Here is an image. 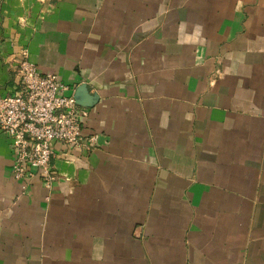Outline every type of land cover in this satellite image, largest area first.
I'll return each instance as SVG.
<instances>
[{
    "label": "crops",
    "instance_id": "0c3cea01",
    "mask_svg": "<svg viewBox=\"0 0 264 264\" xmlns=\"http://www.w3.org/2000/svg\"><path fill=\"white\" fill-rule=\"evenodd\" d=\"M22 47L96 144L24 191L0 131V264H264V0H0L1 95Z\"/></svg>",
    "mask_w": 264,
    "mask_h": 264
},
{
    "label": "built area",
    "instance_id": "2783aa9c",
    "mask_svg": "<svg viewBox=\"0 0 264 264\" xmlns=\"http://www.w3.org/2000/svg\"><path fill=\"white\" fill-rule=\"evenodd\" d=\"M17 91L0 94V131H5L13 146L12 176L24 181L23 190L34 179L52 188L58 178L52 165L54 143L73 147L96 144L95 134L85 135L83 119L89 115L78 104L71 86L58 75L43 72L29 59L22 47L13 58Z\"/></svg>",
    "mask_w": 264,
    "mask_h": 264
},
{
    "label": "water",
    "instance_id": "95a60500",
    "mask_svg": "<svg viewBox=\"0 0 264 264\" xmlns=\"http://www.w3.org/2000/svg\"><path fill=\"white\" fill-rule=\"evenodd\" d=\"M85 91H87V87L84 84L80 85L74 93V98L82 106H91L92 99L84 96Z\"/></svg>",
    "mask_w": 264,
    "mask_h": 264
}]
</instances>
